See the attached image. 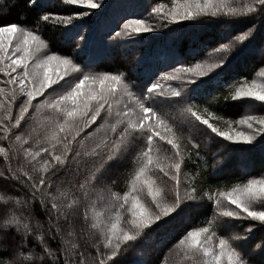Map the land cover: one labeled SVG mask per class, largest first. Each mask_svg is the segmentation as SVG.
<instances>
[{
  "label": "snow or ice",
  "instance_id": "snow-or-ice-1",
  "mask_svg": "<svg viewBox=\"0 0 264 264\" xmlns=\"http://www.w3.org/2000/svg\"><path fill=\"white\" fill-rule=\"evenodd\" d=\"M63 2L89 10L101 7L100 0ZM33 5L42 10L38 0H28V6ZM150 14L165 24L203 17L222 20L227 42H219L205 60L191 66L178 60L180 68L173 66L172 73L135 84L124 73L92 71L94 64L88 60L75 61L50 52L36 29L15 22L0 25V74L5 78L0 79V140L8 141L7 147L0 146L8 174L0 172V176L15 181L23 193L7 199L0 194L4 204L0 208V251L10 253L0 257V264H121L118 257L142 237L146 242L176 222L192 221V211H202L199 202L204 199L212 204L211 215L205 214L199 221L204 226L187 230L175 244L178 264H254L246 259L252 251L233 241L247 240L254 228L264 226V173L262 178L249 176L223 189L213 190L212 182H207V190L202 191L196 180L207 160L190 132L194 157L182 149V143L186 131L196 128L198 122L221 138L213 154L216 163L227 147L224 142L251 146L228 148L226 153L245 172L251 154L259 152L264 157V140L257 142L264 137V67L255 74L259 78L243 80L231 94L233 101L259 102L245 105V114L238 119L208 108L204 109L206 115L201 114L191 102L200 97L215 99L213 89L229 86L223 79L228 71L223 65L256 29L253 24L233 38L230 22L264 18V0H173L171 7L153 6ZM88 15V11L46 13L39 20L71 25L74 18ZM119 26L126 36L154 31L145 18H122ZM110 35L119 33L113 30ZM77 36L82 38V32L66 34L70 41ZM248 51L264 55V48L252 49L251 45L241 55ZM213 72L216 75L211 79H201ZM73 74L79 75L66 79ZM161 81L180 83L165 89ZM258 109L262 114H254ZM173 112L182 117L179 123ZM186 159L199 162L198 170L191 176L184 172L182 180ZM114 171L125 177L123 193L112 187ZM35 202L41 206L43 220L35 216ZM167 217L171 219L159 224ZM153 225L158 228L148 231ZM235 232L242 235L232 234ZM30 240L38 242L42 254L33 248L25 255ZM52 241L57 247L50 246ZM260 245H264V237ZM257 248L264 255V247Z\"/></svg>",
  "mask_w": 264,
  "mask_h": 264
},
{
  "label": "trees",
  "instance_id": "trees-1",
  "mask_svg": "<svg viewBox=\"0 0 264 264\" xmlns=\"http://www.w3.org/2000/svg\"><path fill=\"white\" fill-rule=\"evenodd\" d=\"M38 3L41 5L42 10L40 11L36 9L35 5L29 7L28 0H0V25L15 22L36 29L48 42L50 52L67 55L75 61L88 60L94 64V68L91 69L92 71L103 70L124 73L126 78L135 84H139L148 77L156 79L157 77L172 73L173 66L177 69L180 68V64L177 63L178 60L187 62V66H191L192 62L195 61L205 60L214 47H219V42H227L223 39L226 35V29L222 20L203 17L196 21H187L182 24L164 25V23H161L157 19L155 14H150L151 8H147L150 5L156 6L159 4L171 7L173 0H100L101 7L91 10L75 5H66L63 0H38ZM85 11L90 12V15L78 19L74 18L71 25L58 24L52 20L48 22L39 20V17L46 13L50 15H75ZM122 18H145L148 23L155 21L159 26H166V29L160 35L142 33L138 36L135 34L133 36H126L123 34V29L119 26L122 23ZM230 23L232 25L231 32L233 38L253 24L258 27H256L254 35L250 37L249 41L237 45L233 49L223 65V68L228 69L223 79L229 86L213 89L212 92L215 99L212 96H209L207 99L200 97L191 100V102L201 114L206 115L204 109L208 108L217 115H222L229 119H238L245 114V105L259 104V102L243 99L233 101L231 94L243 80L250 81L254 78H259L255 74L264 67V55H260L258 51H248V54L245 52L244 55H241L242 50L248 49L249 45H251L252 49L264 48V33L262 29L264 28V18L259 20L252 17L241 18ZM113 30L119 33V35H110ZM69 32H82V38L81 36H77L74 41H70L66 38V34ZM164 34L166 35L163 36ZM65 38L67 39L66 41H64ZM167 42L169 44H166ZM123 45L132 49L130 55L127 56L126 51L123 53L109 52L110 48L116 49ZM221 70L217 69L216 71ZM215 75L216 72H213L209 77L201 79H211ZM161 83L164 87L169 86L174 88L180 82L161 81ZM54 87H59V85ZM177 114L179 116V113ZM254 114L262 113L258 109ZM215 123L220 127H224L223 123L219 121L215 120ZM86 131H91V129H87ZM192 132H199L197 135L191 134V138L196 143H199L200 154L207 160V166L199 170L200 174L196 180L197 186L202 191L207 190V182H212L211 188L215 190L217 187L223 189L235 182L246 181L249 176L262 178L261 173H264V157L257 152L251 154L247 162L249 169L245 172L233 156L226 155L228 150L224 151V154H222L223 152L219 153L220 163H216L213 154L218 150L219 141L215 140L214 134L208 132V129L197 124ZM188 134L189 132L186 131L182 149L190 152L194 157L196 150L191 147ZM261 140H264V137ZM7 144V140H0V146L7 147ZM197 163L199 162H190L186 159L185 166L182 168V178H184V172H187L189 176L195 173L198 170ZM12 164L15 166L16 161L13 160ZM7 167L4 158L0 157V172H3L5 176L8 174ZM224 169H226V173ZM213 172L217 174L214 178ZM112 179L116 181L112 185L114 190L123 193L126 190L125 177L120 171H114ZM0 190H3L0 194H3L6 199L9 195L14 197H22L23 195L19 185L15 181L5 179L4 176H0ZM199 203L202 206V211H193L191 213L193 217L192 221L188 223L176 222L163 232L157 231L155 237L148 239L146 242L142 237L140 241L136 242L135 246L129 247L126 253L118 257L121 264H135L137 260L142 261L143 264H164L165 259H167V264H178L179 257L175 255V244L187 230H191L197 226H204L199 221L205 214L211 215V202L204 199ZM2 207H4V204L0 201V208ZM33 209L35 216L43 220L44 213L41 212V206L38 202L33 204ZM168 219H171V217L162 219L159 224H163ZM157 228L158 225H153L152 229L148 231ZM221 231L223 230H218V235ZM259 233L257 231L246 243L243 240L233 241L234 244L246 246V250L252 251V254L254 253V255L246 257V259L254 262V264H264V255L259 254V250L256 251L258 242H260L257 240L260 237ZM232 234L241 235L239 232ZM36 243L38 242L30 240L25 244V255L29 254L33 248L37 252H41V249L36 247ZM9 244L12 248L16 247L15 242L11 239L9 240ZM50 246L55 248L57 247V243L52 241L50 242ZM9 255L8 251H0V257H8Z\"/></svg>",
  "mask_w": 264,
  "mask_h": 264
},
{
  "label": "rangeland",
  "instance_id": "rangeland-1",
  "mask_svg": "<svg viewBox=\"0 0 264 264\" xmlns=\"http://www.w3.org/2000/svg\"><path fill=\"white\" fill-rule=\"evenodd\" d=\"M136 1V0H135ZM126 3H129V2H126ZM151 6V5H150ZM147 7L148 9H150V8H152L153 6H151V7ZM168 7H170V6H168ZM204 19H209V18H204ZM211 20V19H210ZM209 23H211V21H209ZM150 24H152L153 26H154V31L153 32H151V34H154V35H160L161 34V32L164 30V29H166V26H159V24H157V22H155V21H153V22H150ZM194 24H196V23H194ZM193 24V25H194ZM164 25H169V24H165L164 23ZM173 25V24H172ZM258 25V24H257ZM172 27V26H171ZM256 27H258V26H256ZM263 29V33H264V28H262ZM144 35V34H143ZM166 34H164L163 36H165ZM145 36V35H144ZM67 39L65 38L64 39V41H66ZM166 44H169L168 42L166 43ZM133 47H135V46H133ZM132 47V48H133ZM127 52V56L128 55H130V53L132 52V49H130V48H127L125 45H123V46H121V47H118V48H116V49H109V52H111V53H113V52ZM249 52H247L246 54H248ZM256 53H258V52H256ZM260 54V53H259ZM261 55V54H260ZM259 55V56H260ZM239 63V62H238ZM77 75H79V74H73V76H70V77H66V79H68V80H71V79H74L75 78V76H77ZM0 78L1 79H5V78H3L2 77V74H1V76H0ZM61 83H64V81H61ZM236 83V82H235ZM235 83H234V85H235ZM169 86H167V87H165V89H167ZM190 90H191V86H189L188 87V89H187V91L188 92H190ZM243 100H248V101H251L250 99H247V98H245V99H243ZM178 112H173V115L176 117V122L177 123H179L180 122V120L182 119V117L179 115L178 116V114H177ZM189 119H192V118H189ZM210 122L211 123H214V124H217V123H215V120H210ZM197 124H198V122H196ZM204 128L205 129H207L206 128V126H204ZM195 128H193V129H190V130H188L187 132H190V135L191 134H193V135H197L198 133L197 132H192L193 130H194ZM208 132H210V130H208ZM211 133V132H210ZM189 135V134H188ZM187 135V136H188ZM215 136V135H214ZM261 138L262 137H260V138H258V141H260L261 140ZM215 140H218L219 142H220V140H221V138H217V137H215ZM257 141V142H258ZM162 144H163V142H161ZM225 144H227V147L226 148H224L223 149V151H221L220 153H222V154H224V151H226V150H228V148H233V146H244V145H232V144H230L229 142H224ZM165 148H167L168 146H164ZM258 154H260L259 152H257ZM221 154V155H222ZM264 161V160H263ZM230 166V165H229ZM247 167V169H249V165H246ZM225 170V173L227 172L226 171V169H224ZM215 175H217V174H215V172H213V178L214 177H216ZM184 177V176H183ZM184 178H182V180H183ZM169 198L171 199V193H169ZM200 204V203H199ZM234 207V206H233ZM193 211H195V210H193ZM192 211V212H193ZM233 223L234 224H244V225H247V224H249V223H252V224H256V225H258V222H252V221H233ZM262 229H264V226H257L256 228H254V230H253V234H251L249 237H248V239L247 240H243L245 243L249 240V239H251L256 233H257V231H259L260 233H259V235H260V237H258V239L257 240H259L260 241V239H261V237L262 236H264V230H262ZM240 233V232H239ZM241 235H242V233H240ZM259 244H258V246H260V247H262V245H260V242H258ZM256 251H258V248H256ZM252 255H254V253L252 254Z\"/></svg>",
  "mask_w": 264,
  "mask_h": 264
}]
</instances>
